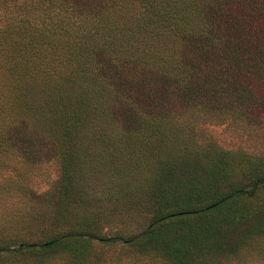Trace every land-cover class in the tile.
<instances>
[{"label": "trees", "instance_id": "trees-1", "mask_svg": "<svg viewBox=\"0 0 264 264\" xmlns=\"http://www.w3.org/2000/svg\"><path fill=\"white\" fill-rule=\"evenodd\" d=\"M214 125L264 139V0H0V264L225 263L264 152Z\"/></svg>", "mask_w": 264, "mask_h": 264}, {"label": "rangeland", "instance_id": "rangeland-1", "mask_svg": "<svg viewBox=\"0 0 264 264\" xmlns=\"http://www.w3.org/2000/svg\"><path fill=\"white\" fill-rule=\"evenodd\" d=\"M209 130L213 138L225 148H242L257 153L264 152V139L252 133L234 130L224 125H214ZM40 170L42 175H40L41 179L39 178L40 184L37 187L38 190L44 189L46 187L44 183L56 176L55 168L50 163L42 165ZM252 239L249 240L250 243L248 245L235 246L238 249L237 253H233L222 264H264V236L254 237Z\"/></svg>", "mask_w": 264, "mask_h": 264}]
</instances>
